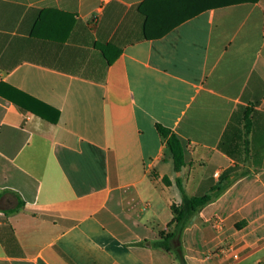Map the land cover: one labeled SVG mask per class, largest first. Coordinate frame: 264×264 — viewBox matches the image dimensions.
Instances as JSON below:
<instances>
[{
	"label": "crops",
	"instance_id": "1",
	"mask_svg": "<svg viewBox=\"0 0 264 264\" xmlns=\"http://www.w3.org/2000/svg\"><path fill=\"white\" fill-rule=\"evenodd\" d=\"M0 264H264V0H0Z\"/></svg>",
	"mask_w": 264,
	"mask_h": 264
},
{
	"label": "trees",
	"instance_id": "2",
	"mask_svg": "<svg viewBox=\"0 0 264 264\" xmlns=\"http://www.w3.org/2000/svg\"><path fill=\"white\" fill-rule=\"evenodd\" d=\"M235 2L243 1V0H232ZM255 1V0H252ZM193 14H189L186 16L191 17ZM184 19V18H182ZM157 130L160 136L165 139L166 146L168 147L171 158L173 161V168L175 172L180 171L182 166L184 165V157H183V149L181 143L177 136L166 128L157 127ZM155 175L150 174V177L153 179ZM161 182L169 186L171 181L167 176H163ZM176 185L181 190V184L179 179H176ZM219 191V187H215L214 189L210 190L207 193H196L190 197L186 195H182L181 201L179 203L171 202L169 207L170 211L173 215L172 220L169 225L173 224V229L171 232L167 233L163 236L159 241L155 242L154 245L162 247L165 250H174L178 259L180 258L179 252L172 246V241L175 238H179V235L183 228L185 227L186 223L190 220V218L199 211L204 205L211 201V199L216 195Z\"/></svg>",
	"mask_w": 264,
	"mask_h": 264
},
{
	"label": "rangeland",
	"instance_id": "3",
	"mask_svg": "<svg viewBox=\"0 0 264 264\" xmlns=\"http://www.w3.org/2000/svg\"><path fill=\"white\" fill-rule=\"evenodd\" d=\"M169 162V166L167 167V170H165V171H168V172H166L167 173V175H169V176H172V164H171V162L170 161H168ZM163 166L164 167H166V165L165 164H163ZM166 193L171 197H176L177 199H180V197H182V189L180 190L179 189V187H177L176 185H173L171 188H168V190H166ZM177 196H179V198L177 197Z\"/></svg>",
	"mask_w": 264,
	"mask_h": 264
},
{
	"label": "built area",
	"instance_id": "4",
	"mask_svg": "<svg viewBox=\"0 0 264 264\" xmlns=\"http://www.w3.org/2000/svg\"><path fill=\"white\" fill-rule=\"evenodd\" d=\"M100 1L101 3H103L105 0H100ZM222 252H227L228 254H230V259L232 261L240 260V257H241L240 252L237 251V249L233 246H228L227 248L222 249Z\"/></svg>",
	"mask_w": 264,
	"mask_h": 264
}]
</instances>
